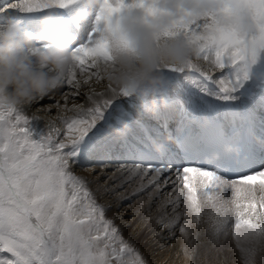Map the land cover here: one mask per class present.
<instances>
[{"label": "snow or ice", "instance_id": "obj_1", "mask_svg": "<svg viewBox=\"0 0 264 264\" xmlns=\"http://www.w3.org/2000/svg\"><path fill=\"white\" fill-rule=\"evenodd\" d=\"M64 2L17 0V6L32 12ZM255 3L264 19V0ZM147 4L115 0L105 5L106 16ZM201 27L185 32L195 35ZM96 51L86 44L75 53L79 64L66 83L73 91L63 93V128L50 125L34 138L27 116L0 109V264H148L106 218L88 181L74 173L77 164L89 173L113 168L112 176L137 178L141 189L157 193L172 185L156 223L170 237L178 228L189 264L201 235L218 253L234 241L240 264H264V197L257 200L254 188L264 190V59L248 56L238 43L209 44L200 60L211 71L195 64L181 74L169 70L168 85L154 97L108 86L68 107L82 85L104 81L91 58ZM121 97L140 100V114L126 111Z\"/></svg>", "mask_w": 264, "mask_h": 264}, {"label": "clouds", "instance_id": "obj_2", "mask_svg": "<svg viewBox=\"0 0 264 264\" xmlns=\"http://www.w3.org/2000/svg\"><path fill=\"white\" fill-rule=\"evenodd\" d=\"M78 2L98 7L96 38L88 45L99 51L91 58L107 87L128 96L154 97L168 85L172 69L181 74L195 64L211 71L200 60L209 44L227 48L238 43L248 56L264 59V19L257 15L255 0H148L146 6L111 16H106L105 5L115 0H65L64 6L55 3L32 12L67 9ZM44 23L51 26L38 34L19 23L0 30V109L28 108L73 77L79 64L75 53L84 45L69 47L59 18L48 15ZM193 24L201 25V31L185 32ZM209 24L214 28L204 27Z\"/></svg>", "mask_w": 264, "mask_h": 264}, {"label": "bare ground", "instance_id": "obj_3", "mask_svg": "<svg viewBox=\"0 0 264 264\" xmlns=\"http://www.w3.org/2000/svg\"><path fill=\"white\" fill-rule=\"evenodd\" d=\"M98 11L99 9L95 5L78 2L67 9H45L38 12H29L18 7L17 0H0V30L5 29L9 24L15 23V20H18V23L25 31L38 34L44 27L51 26L45 25L44 19L48 15H53L62 21V26L68 39L75 37L74 42L68 40L69 47L75 49L83 45L85 39L89 40V44L96 38L93 33V28L95 27V16ZM78 14H82L85 18L83 20L77 19ZM33 62L35 63V60ZM215 75L218 77L219 72L215 73ZM78 78L80 77L78 76ZM92 88H95L96 91H106L107 82L102 81L98 84L93 79L89 85H82L81 96H70L67 101L68 107H71L73 99L78 100L76 101L78 103H85L86 97L83 94L91 91ZM65 91L73 90L68 89L67 85H65V87L55 94L45 97L28 108L19 110L30 119L32 124H35L38 135L41 128L48 130L49 126L53 124L63 128L60 124L59 117L65 114L63 111L65 103L63 93ZM125 110L134 116L139 115L141 111L138 107H131V109ZM68 115L71 114L69 113ZM84 167H87V165L81 166L77 164L73 166L77 175L82 176L88 181V186L94 193L97 203L105 206V215L108 216L107 218H114L113 220L117 222L122 232L129 235L133 240L139 241L140 236H142L145 242L143 252L150 264H189L185 255H183L184 252L182 253L183 261H179L174 257L176 248L168 250V254L164 251L163 244L165 242L163 238L167 236L165 229L162 230L164 235L159 231H157L159 236L154 235L156 232L153 231V227H161L157 223L155 225L154 223L152 224L148 217H146L149 210L146 211L145 207L149 209L154 204L156 209L160 211V205L166 199V194L171 192L172 185L157 193L153 192L152 187H144L141 189V181L137 178L128 179L121 177L119 173L112 176L113 168L106 169L103 173H100L99 169L89 173L83 170ZM109 176H111L110 179L108 178ZM147 179L145 178L143 182L145 185L147 184ZM105 181L107 182L105 183ZM98 185L101 190H98ZM103 188H110L111 190L104 192L102 191ZM120 190L121 192H119ZM150 192L151 194L153 192V202H151L152 197L149 195ZM174 195L175 193H173ZM125 202L128 205H124Z\"/></svg>", "mask_w": 264, "mask_h": 264}, {"label": "rangeland", "instance_id": "obj_4", "mask_svg": "<svg viewBox=\"0 0 264 264\" xmlns=\"http://www.w3.org/2000/svg\"><path fill=\"white\" fill-rule=\"evenodd\" d=\"M15 23H18V20H15ZM73 38H74V40H72ZM68 40L71 41V42H74L75 41V37H70ZM129 99H132V103L128 102ZM76 101H78V100H76ZM120 102L123 104V107L125 109H131V107L132 108L138 107V108L142 109V102L140 100L135 99V98H124V97H121L120 98ZM36 129L37 128H36L35 124L31 123L30 131L33 132L34 138H39L40 135H42V134H44L45 132L48 131V130H44V129L41 128V130L39 132V135H38L37 132H36ZM73 171L77 175V173L74 170V168H73ZM112 184H114V183H112ZM181 187H182V185H181ZM248 187H253V186H248ZM254 188H255V196H256L257 200H259L261 197H264V190H262L260 185H256V186H254ZM227 191L231 192V189H227ZM119 192H121V190ZM153 192H152V194H151V192L149 193V195H151V197H152L151 202H153V199H154ZM133 197H135V196H133ZM135 199H136V197H135ZM124 205H128V203L125 202ZM145 210L146 211L149 210L148 211L149 213L147 214L146 217H148L150 222L152 224L154 223V225H155L156 218L161 214L160 211H158L156 209V206L154 204L151 205V207L149 209L147 207H145ZM180 210H182V207H181ZM167 211L169 213H171V206L170 205L167 207ZM107 217L108 216H106V218ZM125 217H127V216H125ZM108 219L113 220L114 218L110 217ZM113 221L115 222V224L120 229L123 238L125 240H128L141 253L142 257L148 262V264H150L149 260H147L146 255L143 252V248L145 247L144 246L145 242L142 239V236H140L139 241L138 240H136V241L133 240L129 235L124 234L122 232V229L119 227V225L117 224V222L115 220H113ZM153 231H155L156 233H157V231H159V232H161V234L164 235L163 231L159 227H153ZM165 231H166V235L167 236L165 238H163L164 242H165V244H163L164 245V251H166L167 254H168L169 253L168 250H170L171 248H176V252L174 253L175 259L179 260V261H183V255H184V253H183L184 252L183 251V238L180 237L178 228L174 230L175 231V236H172V237H170L169 232H168L167 229H165ZM199 241H200L199 247H198V250H197L196 255L194 257V264H225V261L227 262V264H240L239 252L235 248V242L234 241H229V243L227 245V250L225 252H223V253H218L216 251V249L212 245L211 239L209 237H207L206 235H201L199 237ZM171 242H173V243H171ZM182 253H183V255H182Z\"/></svg>", "mask_w": 264, "mask_h": 264}]
</instances>
